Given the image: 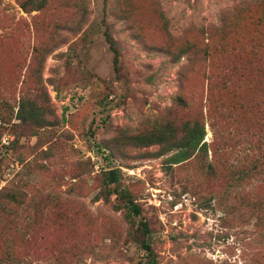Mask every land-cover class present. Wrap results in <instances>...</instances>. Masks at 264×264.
Segmentation results:
<instances>
[{"label":"rangeland","instance_id":"374dc122","mask_svg":"<svg viewBox=\"0 0 264 264\" xmlns=\"http://www.w3.org/2000/svg\"><path fill=\"white\" fill-rule=\"evenodd\" d=\"M0 264H264V0H0Z\"/></svg>","mask_w":264,"mask_h":264},{"label":"trees","instance_id":"16d2710c","mask_svg":"<svg viewBox=\"0 0 264 264\" xmlns=\"http://www.w3.org/2000/svg\"><path fill=\"white\" fill-rule=\"evenodd\" d=\"M27 105L28 104H26V101H24V102H22V107H21V109H20V113H19V117H20V119H24V118H26V117H28V118H33L34 117V115H35V113L36 112H30V111H33L34 110V108H28V110L26 109L27 108ZM26 110V111H25ZM203 135V134H202ZM201 140H203V137L201 138ZM200 142V141H199ZM177 163H179L178 162V160H175V163L174 164H177ZM135 209H137V208H135ZM137 211V210H136Z\"/></svg>","mask_w":264,"mask_h":264}]
</instances>
